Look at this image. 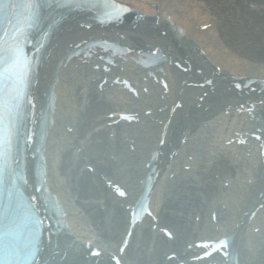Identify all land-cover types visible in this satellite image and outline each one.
<instances>
[{
    "label": "bare ground",
    "instance_id": "6f19581e",
    "mask_svg": "<svg viewBox=\"0 0 264 264\" xmlns=\"http://www.w3.org/2000/svg\"><path fill=\"white\" fill-rule=\"evenodd\" d=\"M121 1L130 3L135 9L146 14H153L157 10L162 11L163 13H172L173 18L186 28L187 39L191 40L192 44L198 45L199 48L204 51V55H199V60L202 62L203 75H210L217 78V74L212 73L214 68L211 66V64H216L219 65L223 71L228 73L264 77V9L261 14L262 17H259L258 15L252 16L253 12L249 11V9L242 4V1L240 3L239 0H233V2L228 0ZM257 1H260L261 3L263 2V0ZM234 6H238L241 10L238 20L234 17ZM170 9L172 10L170 11ZM229 20L232 21L233 26L228 25ZM204 23H209V27L205 30H201L200 26ZM247 24H250V27H248ZM251 27H258L259 29L254 31V28ZM137 29H143L144 34L146 32L143 24L139 25ZM67 36L68 35L59 37L56 40L57 43L54 51L60 50L64 47L63 40L65 37L67 38ZM236 47H239L240 49V52L237 54L232 51ZM84 72L85 71L80 66L77 68H66L62 71V75L60 76V81L58 83L60 108L57 112V124L64 122L63 126H75L76 131L80 132L78 140L82 139L84 134L94 126L93 117L96 113H98V109L103 108L102 106H97L98 104H94L91 101H89V103L84 105L82 108H79L76 88L77 85L82 82ZM176 73L182 78L190 76L191 74L193 76L196 75L193 70L187 73ZM186 89H189L191 94L197 93V91L200 90V88L192 87ZM221 89L215 88L214 90H210V92H208L206 100H209V108L207 110L194 107L192 104H186L188 108L183 106L184 110L177 112L176 117L171 124V135L169 139L172 141V139H175L177 134H181L183 136L187 132H189L188 137L191 133L190 137H193L197 128L199 129V123L203 120V118L211 119L209 120L210 123H216V121L212 120L213 114L216 115L217 119L222 121L218 124H228V119H230L232 123V121L236 118V115L226 116L222 112H219L224 102H232L230 99H223L221 97L223 95H220L222 92ZM190 91L185 92L186 98H189ZM212 101H215L214 103L216 105H214ZM208 128L209 129H204L202 134L212 131L214 133L217 132L218 135V130L221 126L210 124V127ZM53 132L54 135L52 134L51 138L59 135L61 128H54ZM202 134H198L197 137L204 138L205 143L203 146L206 145V147H209L210 143H208V140ZM89 138L92 139V141L88 145L86 156L89 157L91 162L95 164V174L99 171H109L110 167L105 168V166L100 163V161L105 162V159L102 157L106 154L104 144L98 143V140H104L103 134L101 132H97L90 135ZM95 140H97V142ZM216 140L217 139L215 138L211 141L216 142ZM53 144L54 143L50 144L49 142L48 148H50L49 146L52 147ZM69 150L70 149L65 144H61L60 151L57 153L59 156V165L54 166L52 184L65 199L74 227L80 235L83 236L91 234V236H93L92 230L94 229L101 241L108 240L112 242L111 240H114L119 236L124 215L119 209L113 207L110 212L108 227H105L101 221L102 212L96 207L98 204V195L103 189L101 188L98 180L96 185L92 184L88 180V173L85 172L82 176H80L76 184L73 182L72 178L69 179L68 175L72 172L71 169L67 171L69 161L75 160L70 156ZM208 150L211 151L213 149L210 147ZM244 155L245 154L241 153L240 157L243 158ZM248 158L249 159L245 161L244 159H241L237 162L240 167L239 175L242 183H240L241 188L236 191L238 194L241 192L238 199L235 200L234 207H236V212L238 208H240V205L244 202L249 203L251 200L258 201L264 195L263 165L252 151ZM81 163L82 162H79V165ZM216 171H218V173L222 176L226 174L225 171H222L220 166L216 168V170H209L202 177L204 180L203 192L206 194H210L213 190L211 185L213 180L212 175H214ZM248 178L251 179L249 180L250 182H248ZM103 192L106 194L105 190H103ZM259 192H262L260 197L258 196ZM73 194L77 195L75 201L72 200ZM87 197H92L94 201L84 200ZM78 208L84 210L89 217V221H85L81 217L77 216L79 213ZM220 216L225 218L226 212L220 211ZM161 247L162 246L160 245V249ZM262 251L264 253V246ZM243 254L245 257L249 258L246 260L245 264H264V255L257 256L255 253L244 249ZM139 256V264H144L145 261L141 259L143 258V254L140 253ZM78 258V256H70L67 253L65 261L73 262L77 261ZM158 260L159 249L153 252L148 263L157 264ZM82 262L83 261L81 260L75 264H82ZM96 264L102 263L98 262Z\"/></svg>",
    "mask_w": 264,
    "mask_h": 264
},
{
    "label": "rangeland",
    "instance_id": "374dc122",
    "mask_svg": "<svg viewBox=\"0 0 264 264\" xmlns=\"http://www.w3.org/2000/svg\"><path fill=\"white\" fill-rule=\"evenodd\" d=\"M234 47H235V46H234ZM234 47H233V48H234ZM232 51H233V52H235V53L237 54V53H239V52H240V49H239V47H236V48H235V49H233Z\"/></svg>",
    "mask_w": 264,
    "mask_h": 264
}]
</instances>
